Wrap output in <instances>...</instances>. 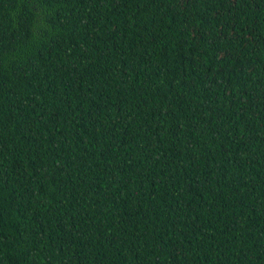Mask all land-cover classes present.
<instances>
[{
    "label": "trees",
    "instance_id": "obj_1",
    "mask_svg": "<svg viewBox=\"0 0 264 264\" xmlns=\"http://www.w3.org/2000/svg\"><path fill=\"white\" fill-rule=\"evenodd\" d=\"M0 264H264V0H0Z\"/></svg>",
    "mask_w": 264,
    "mask_h": 264
}]
</instances>
